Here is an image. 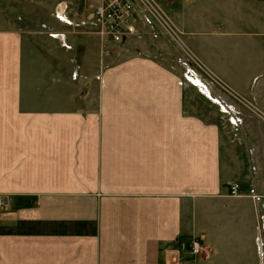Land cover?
I'll use <instances>...</instances> for the list:
<instances>
[{"label":"crops","instance_id":"1","mask_svg":"<svg viewBox=\"0 0 264 264\" xmlns=\"http://www.w3.org/2000/svg\"><path fill=\"white\" fill-rule=\"evenodd\" d=\"M174 2L196 51L264 108V0ZM225 31L235 37L221 40ZM19 40L0 28V191L16 212L0 217V264H258L263 123L225 138L206 115L224 114L211 97L185 85L182 101L175 74L141 56L80 64L82 78L96 77L88 86L75 88L61 62L47 82L24 84ZM197 235L209 256L191 258Z\"/></svg>","mask_w":264,"mask_h":264},{"label":"rangeland","instance_id":"2","mask_svg":"<svg viewBox=\"0 0 264 264\" xmlns=\"http://www.w3.org/2000/svg\"><path fill=\"white\" fill-rule=\"evenodd\" d=\"M117 1H121V4H116L114 0H0L1 30L14 32L20 37L19 75L21 74L24 79V84H32L33 79L38 84L43 80L47 82L50 65L53 63L59 70L64 69L63 66L58 65L61 62L67 66V73L73 80L75 88L88 86L94 83L96 77L90 81L86 77L82 78L79 71L80 64H98L99 70H107L115 65H124L129 55L141 56L151 63L150 68L147 69L158 67V71H162V68L164 73L168 71L175 74L176 85L182 87V93L186 92L182 101L191 102L192 98V92L189 88H184L185 85L197 86L201 93L211 97L224 114L220 118L214 113H206V115L209 117L208 120L218 122L225 138L234 136L236 129L242 125V130L246 134L249 127L245 123L253 126L260 121L264 124V108L258 104L253 93L232 87L230 82L228 83L229 80L227 81L191 45L190 30L182 28L172 14L176 10L174 0ZM128 3L132 4L133 9L131 20H127L128 13L125 7ZM100 5L109 11L114 6L123 10L122 20L119 23L129 29L124 30L128 32L123 37L118 36L115 40L112 31L101 26L102 17L95 14L96 7ZM116 12L118 14V11ZM117 14L112 20H119ZM222 36H228L227 39L235 37L232 36V31L221 34L219 36L221 40ZM229 47L224 54L236 59L237 53L229 51ZM220 51L219 45L215 46L213 51L210 48L214 58L219 56ZM111 56L117 57L114 63L109 60ZM96 57L97 61H94ZM54 79L59 81V78H50L51 81ZM257 83L255 80L252 81V89ZM212 89H215L216 93L220 92L222 96L215 95ZM191 109L190 106L185 112H190ZM247 134L249 135L250 132ZM223 147L226 145L223 144ZM253 153L254 148L250 142L246 161L251 167ZM235 183H231L230 186V193L234 196L238 194V184L232 188ZM13 201L14 196L11 192L0 191V217L16 214L13 212ZM262 232H264L263 227ZM200 236V251L192 254L191 258L200 255L209 256L211 250L204 243L203 235ZM260 236H264V233H260ZM192 240L193 237L189 241L190 249ZM262 243L263 239H261ZM258 257V264L264 263L262 250L259 251Z\"/></svg>","mask_w":264,"mask_h":264},{"label":"built area","instance_id":"3","mask_svg":"<svg viewBox=\"0 0 264 264\" xmlns=\"http://www.w3.org/2000/svg\"><path fill=\"white\" fill-rule=\"evenodd\" d=\"M114 2L116 4H121V1H117V0H114ZM132 4H127V6L125 7L127 9V17L128 19L127 20H131L133 18H130L131 16H133V9L131 7ZM124 5L122 4L121 7H123ZM118 11V14L117 12ZM114 12V13H113ZM122 12L123 10L122 9H119L118 7H113L111 9V11H109V9L105 8V7H102L101 5L99 7H96L95 9V14L99 17V15L102 17L101 18V26L104 27V28H109L108 30L112 31V36L115 38H118V36L120 37H123L124 34L128 31H124V30H129L128 28H126L125 26L121 25L119 22L122 20ZM125 12V11H124ZM112 13V14H111ZM119 15V20H116V19H113L112 18L115 16V15ZM118 18V17H117ZM130 18V19H129ZM237 183H235L234 185H232V188H234V186H236ZM201 238L200 235H197V236H193V243H192V247L190 249L191 253L192 254H197L200 249H199V246H200V243H199V239ZM264 264V263H262Z\"/></svg>","mask_w":264,"mask_h":264}]
</instances>
